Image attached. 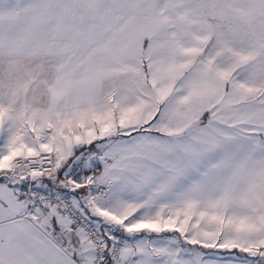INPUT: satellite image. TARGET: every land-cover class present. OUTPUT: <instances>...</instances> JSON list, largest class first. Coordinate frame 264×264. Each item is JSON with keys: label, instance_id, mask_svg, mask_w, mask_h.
<instances>
[{"label": "snow or ice", "instance_id": "6c2138e0", "mask_svg": "<svg viewBox=\"0 0 264 264\" xmlns=\"http://www.w3.org/2000/svg\"><path fill=\"white\" fill-rule=\"evenodd\" d=\"M0 264H264V0H0Z\"/></svg>", "mask_w": 264, "mask_h": 264}]
</instances>
